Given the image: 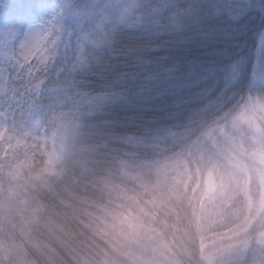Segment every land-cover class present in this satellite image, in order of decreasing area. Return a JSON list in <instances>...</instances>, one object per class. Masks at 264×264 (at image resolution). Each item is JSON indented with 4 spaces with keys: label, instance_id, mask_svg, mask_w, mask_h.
<instances>
[{
    "label": "snow or ice",
    "instance_id": "snow-or-ice-1",
    "mask_svg": "<svg viewBox=\"0 0 264 264\" xmlns=\"http://www.w3.org/2000/svg\"><path fill=\"white\" fill-rule=\"evenodd\" d=\"M234 196L264 264V0H0V264H214Z\"/></svg>",
    "mask_w": 264,
    "mask_h": 264
},
{
    "label": "trees",
    "instance_id": "trees-1",
    "mask_svg": "<svg viewBox=\"0 0 264 264\" xmlns=\"http://www.w3.org/2000/svg\"><path fill=\"white\" fill-rule=\"evenodd\" d=\"M227 210V206L226 208L222 206L218 211L216 206L210 205L207 217L201 221L205 233L203 250L206 255H210L212 250L209 241L222 238L227 233V230L234 229L229 218L226 219L227 217H222V214H226ZM190 215V210L182 212L181 220L176 222L177 229L175 230L174 235H169L167 237L170 245L168 255L174 259H179L181 264H203L200 259V236L195 231V228L189 223Z\"/></svg>",
    "mask_w": 264,
    "mask_h": 264
},
{
    "label": "rangeland",
    "instance_id": "rangeland-1",
    "mask_svg": "<svg viewBox=\"0 0 264 264\" xmlns=\"http://www.w3.org/2000/svg\"><path fill=\"white\" fill-rule=\"evenodd\" d=\"M248 168L258 166L260 164V161H244L243 162ZM250 189L255 190V182L252 181L250 184ZM241 197L240 196H234L232 199L231 204L223 205V207H228V210L226 211V214L223 213L222 217L230 220V222L234 225L237 222V215L236 213L239 212L240 209H242V204L240 203ZM213 206V205H212ZM222 207V206H221ZM260 225L259 218L256 220L249 221L246 225V232H240L236 229L233 230H227V233L224 237L213 239L209 241L210 247L212 248L210 257L214 260V264H236L235 256L233 255L235 253V248L228 249L225 247L230 242H235L237 239L242 238L246 234L254 233L258 230ZM168 254V253H167ZM259 251L257 250V255H259Z\"/></svg>",
    "mask_w": 264,
    "mask_h": 264
}]
</instances>
